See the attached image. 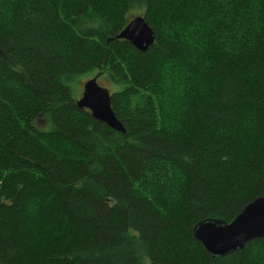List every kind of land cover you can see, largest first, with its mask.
<instances>
[{
  "label": "trees",
  "instance_id": "1",
  "mask_svg": "<svg viewBox=\"0 0 264 264\" xmlns=\"http://www.w3.org/2000/svg\"><path fill=\"white\" fill-rule=\"evenodd\" d=\"M100 70L123 131L76 104ZM259 195L264 0H0V264H264L192 234Z\"/></svg>",
  "mask_w": 264,
  "mask_h": 264
},
{
  "label": "water",
  "instance_id": "2",
  "mask_svg": "<svg viewBox=\"0 0 264 264\" xmlns=\"http://www.w3.org/2000/svg\"><path fill=\"white\" fill-rule=\"evenodd\" d=\"M115 37L125 38L138 50L145 51L155 41V31L144 14H136L127 19ZM102 73V70L97 71L85 80L81 95L75 98L76 104L88 108L95 118L123 131L125 128L111 106L109 88L98 82ZM192 234L212 257L238 252L247 241L264 236V195L246 202L229 221L216 217L197 221Z\"/></svg>",
  "mask_w": 264,
  "mask_h": 264
},
{
  "label": "rangeland",
  "instance_id": "3",
  "mask_svg": "<svg viewBox=\"0 0 264 264\" xmlns=\"http://www.w3.org/2000/svg\"><path fill=\"white\" fill-rule=\"evenodd\" d=\"M144 11V8L143 7H136V8H133L131 9V11H129V15H130V18L133 17L134 15L136 14H142ZM82 77L80 78H77L74 80V83H73V93L76 97H79L81 95V92L83 90V83L85 82V80L89 77H86V76H83L81 75ZM98 82L101 84V85H104V86H108L107 88H111V89H114L117 88L116 85H112L113 83L110 82L109 78L105 75H103V73L99 76L98 78ZM112 86V87H111ZM39 127H47L46 126V120H38L37 121Z\"/></svg>",
  "mask_w": 264,
  "mask_h": 264
}]
</instances>
